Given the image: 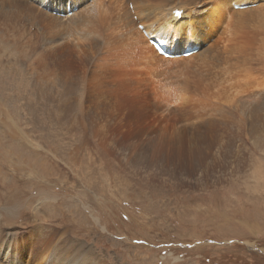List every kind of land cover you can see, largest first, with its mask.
<instances>
[{
    "label": "rangeland",
    "instance_id": "obj_1",
    "mask_svg": "<svg viewBox=\"0 0 264 264\" xmlns=\"http://www.w3.org/2000/svg\"><path fill=\"white\" fill-rule=\"evenodd\" d=\"M51 11L70 18L80 7L74 5L71 13ZM18 17L17 22L0 23V204L8 199L20 207L16 223L22 231L18 235L22 249L35 237L23 223L39 224L35 214L49 213L52 245L60 239V245L65 244L60 237L63 229L66 246L84 245L82 256H98L102 264H264V135L256 142L237 126L248 123L242 109L222 106L215 99L210 103L189 99L187 105L203 101L222 107L239 122L223 118L227 132L199 164L192 161L194 155L181 158L167 146L154 156L148 143L154 134L142 128L144 119L137 111L134 123L140 128L114 130V101L131 114L135 80L116 74L98 88L87 87L79 81L81 60L68 57L70 69L77 73L71 78L82 87V100L88 92L91 104L94 94L98 111L108 100L111 108L104 115L113 114L110 131L82 133L74 120L63 116L59 100L51 98L62 87L57 81L61 66L54 67L50 53L45 54L43 39L30 36L41 34L31 30L36 27ZM135 20L139 21L137 16ZM86 50L82 60L91 68L105 64L102 71L108 75L114 71V50ZM248 57L238 61L237 69L257 85L264 79V64L254 65V56ZM260 108L264 130V104ZM73 252L77 251L66 250L67 255Z\"/></svg>",
    "mask_w": 264,
    "mask_h": 264
},
{
    "label": "bare ground",
    "instance_id": "obj_2",
    "mask_svg": "<svg viewBox=\"0 0 264 264\" xmlns=\"http://www.w3.org/2000/svg\"><path fill=\"white\" fill-rule=\"evenodd\" d=\"M68 5L70 13L74 5L80 7L77 16L63 18L51 11L55 9L59 13L62 10L68 13ZM234 5H244V9ZM176 10L179 13H175ZM17 16L36 27L31 30L41 34L30 36L43 39L41 47L45 54L50 53L54 67L57 63L61 66L57 81L62 87L51 94V98L59 100L58 107L63 116L74 120L75 127L82 133L110 131L113 114L104 115V110L111 108L108 100L104 107H99V111L97 105L93 106L94 102H98L93 93L91 104L87 103L90 98L88 92L82 100V87L71 78L77 73L70 69L68 57L81 60L78 72H83V75L79 81L86 82L87 87L89 84L90 88H98L99 84L116 74L135 80L136 103L131 114L130 111H121L118 102L115 104L114 101V130L140 128L141 123L140 127H135L134 123V112L137 111L145 121L142 128L150 129L154 134V138H148L154 156L168 147L177 151L181 158L189 159V155H194L195 160L191 158L193 162H203V154L210 151L215 140L222 139L223 132H227V127H224L226 118L232 123L239 122L230 117L233 115L227 114L224 108L202 103H210L213 99L222 101V106L229 104L242 109L248 123L247 126L246 123L242 126L237 123V126L243 129V133H248L256 142L264 135L260 117V107L264 104V79L258 76L262 80L255 85L250 78L247 79V74L243 76L237 69L238 61L249 55L254 56V65L258 61H261L260 65L264 64V0H0V23L17 22ZM139 25L144 29L141 30ZM152 40L162 44L170 55H162L151 43ZM204 43H207L206 47ZM193 46L198 50L190 56H176ZM86 49L97 53L114 50V74L108 75L101 70L105 64H96L98 68H91L87 61L82 60ZM35 54L36 49L35 53L34 50L30 53L32 59ZM95 95L99 97V94ZM189 99L203 101L196 103V100L187 105ZM183 101L184 105L179 106ZM216 111L221 112L222 118ZM7 200L0 204V264L103 263L98 256H82L84 245L74 242L71 247L66 246L67 231L61 228L62 220L59 223L62 229L60 237L65 244L60 245V239L56 241L57 246L54 242L52 245L49 221L53 216L49 213L35 214V221H41L39 224L30 226L23 223L29 235L35 234V237H31L22 249L23 244L18 241L22 231L16 223L20 218V207ZM8 216L11 218L8 219ZM62 219L66 224L67 220ZM67 249L77 252L67 255ZM56 252L58 254L53 256Z\"/></svg>",
    "mask_w": 264,
    "mask_h": 264
},
{
    "label": "water",
    "instance_id": "obj_3",
    "mask_svg": "<svg viewBox=\"0 0 264 264\" xmlns=\"http://www.w3.org/2000/svg\"><path fill=\"white\" fill-rule=\"evenodd\" d=\"M192 50H195V47L187 49L186 52H191Z\"/></svg>",
    "mask_w": 264,
    "mask_h": 264
}]
</instances>
